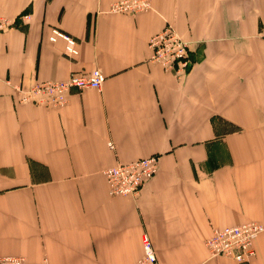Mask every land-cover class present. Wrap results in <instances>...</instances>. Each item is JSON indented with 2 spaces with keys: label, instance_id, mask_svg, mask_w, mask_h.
Segmentation results:
<instances>
[{
  "label": "crops",
  "instance_id": "obj_1",
  "mask_svg": "<svg viewBox=\"0 0 264 264\" xmlns=\"http://www.w3.org/2000/svg\"><path fill=\"white\" fill-rule=\"evenodd\" d=\"M115 1L0 0V256L133 264L144 233L160 264H264V0ZM166 23L189 45L181 80L148 60ZM93 68L102 86L62 106L18 101L14 86ZM147 156L139 191L109 194L103 170ZM249 221L263 229L246 262L209 255L214 228Z\"/></svg>",
  "mask_w": 264,
  "mask_h": 264
},
{
  "label": "built area",
  "instance_id": "obj_2",
  "mask_svg": "<svg viewBox=\"0 0 264 264\" xmlns=\"http://www.w3.org/2000/svg\"><path fill=\"white\" fill-rule=\"evenodd\" d=\"M149 7V0H119L111 4L112 12H128L137 14ZM28 18V15H24ZM14 22L7 17H0V32L10 28ZM264 37V31L261 33ZM50 41L62 39L65 42L64 51L69 57L78 54L76 39L61 31L52 28ZM150 54L148 60L159 64L164 70L174 74L176 79L185 77L192 65L188 42L170 24H165L148 40ZM105 80V75L99 68L88 72L73 73L66 79H49L36 82L27 88L14 86L19 102H33L41 106L59 107L67 102L71 90L87 88L99 89ZM112 147L111 143H108ZM157 171L155 156L139 157L128 163H117L105 168L108 192L111 195L136 194L144 183ZM263 229L257 222H243L236 225L214 228L205 240V246L211 257L223 256L236 262H246L254 255L253 240ZM142 256L133 264H160L147 236H141ZM0 264H48L44 258L38 262H29L22 256H0Z\"/></svg>",
  "mask_w": 264,
  "mask_h": 264
},
{
  "label": "rangeland",
  "instance_id": "obj_3",
  "mask_svg": "<svg viewBox=\"0 0 264 264\" xmlns=\"http://www.w3.org/2000/svg\"><path fill=\"white\" fill-rule=\"evenodd\" d=\"M259 233V232H258ZM254 246V245H253ZM255 249V248H254ZM223 257V256H222Z\"/></svg>",
  "mask_w": 264,
  "mask_h": 264
}]
</instances>
